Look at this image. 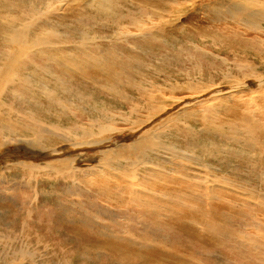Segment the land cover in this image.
I'll list each match as a JSON object with an SVG mask.
<instances>
[{"label":"bare ground","instance_id":"6f19581e","mask_svg":"<svg viewBox=\"0 0 264 264\" xmlns=\"http://www.w3.org/2000/svg\"><path fill=\"white\" fill-rule=\"evenodd\" d=\"M129 1L0 0V162L2 159H7L3 165L0 163V175L3 172L1 170L13 168L20 172H27L30 178L33 177L30 179L31 182L44 183L49 187L60 184L64 193L75 195L78 206L81 205L82 200H88L92 204L96 198L89 187L85 190L81 188L84 185L82 181L97 178L103 170L124 176L126 179L123 178V189L137 196L153 195L143 187L148 178L154 181L164 180L172 177L173 173L178 183L206 186L197 189L201 200L213 199L214 196L207 187L219 185L227 189L226 192L244 197L243 202L248 205L252 214L247 217V220L251 222L249 226L240 225L237 229L231 228L225 233L231 244L236 246L232 256L234 259L229 258L227 252H216L213 258L215 263L264 264V214L259 215L260 212H264V146L255 141L253 135L243 134L234 122L219 124V120L215 122L216 119H214L222 110L229 108L230 102L239 100L234 92L222 94L226 89L223 86L242 84L245 87L247 84H255L256 80H259L258 85L264 82V24L262 23L264 22V0H199L200 2L184 0L192 6L197 4L196 7L214 13L219 19L225 21L227 18L232 24L243 25L245 29H251L252 33L237 32L236 29L228 27L220 33L224 38L225 47L216 43L209 50L190 48L188 45L184 46L187 49L179 46L177 51H173L172 47L162 49V43L168 45L164 40L169 36L168 39L172 42V36L166 31L160 33L165 28V23L172 21L176 12L181 11L175 9L177 0ZM75 7L81 8L80 13H75V19L67 28H63L61 24H58L60 27H56L50 23L58 17H68L70 10ZM180 15L182 14L179 13L175 17L178 18ZM127 22L130 24L128 29L119 28ZM86 31L93 33L90 36ZM130 35L150 37L155 40L153 52L156 53L157 62L153 64L149 62L146 66L126 55L119 56L115 46L101 45L104 42L122 41ZM96 37H99V40ZM90 52L93 53L89 55ZM73 53V57H67ZM98 56L111 58L115 65L114 69H122L125 65L131 66L128 68L130 70L152 69L148 74H137L135 78L126 76L127 69H123V72L114 71L112 75L109 74L114 99L109 103L105 100L106 97L99 101H86L82 108H79L75 103L82 100V90L76 92L71 88L70 83L74 80L61 78L56 72H51L50 76L47 69L70 63V69L75 70L81 65L82 59L90 58L92 60L89 65L105 63ZM228 62L233 64L229 65ZM215 73L225 77L230 76V78L216 82L214 81ZM179 80L189 93L177 97L166 94L172 81ZM34 84L42 89L45 88L44 84H50L52 89L45 96L35 100L34 89H37L32 88ZM179 84L180 82H177V86ZM121 86L129 91L121 93L118 90ZM220 86L222 88H219ZM238 92L241 91L237 90L236 93ZM201 93L206 95L204 100L208 98L209 100L198 103L200 108L191 111L194 114L201 113L200 119L203 124H206L201 128H205L206 132H212L214 135L205 136L204 139L206 133L200 138L191 131L188 136H183L182 140L175 141L173 137L179 135L176 131L172 141L183 149L177 146L178 148L173 151L175 152L173 159L175 164L184 168L173 166L174 169H172V149L165 145L169 136H172V128H176L180 119L183 122L182 116L185 115L183 114L185 110L174 114L173 119L169 118L157 125H153L155 122L150 125L151 118H157V115L159 116L175 104L183 106L188 98L194 99L195 94L200 96ZM213 93L218 94H215L216 97H208ZM64 96L65 99L69 98L67 101L70 103L64 100ZM156 100L162 102V107L159 111L151 113L154 108H158L155 104ZM209 111L214 113L215 117L210 118ZM143 112L144 116H148L133 120L134 116H143ZM158 112L160 113L157 114ZM253 116H257V113H253ZM187 117L186 115L185 118ZM259 117L262 120H257L253 126L264 128V115L260 113ZM117 121L119 122L114 124ZM233 125L234 131H232ZM145 126L150 129L144 128ZM183 127L193 129L192 126L183 125ZM126 129L128 130L125 132ZM114 132L120 140L114 141L112 135ZM215 138L236 146L234 149L226 146L223 149L219 144L212 142ZM248 138L257 145L255 151L243 149V145L246 144L244 141ZM122 139H132V141L121 143ZM79 140L86 142L84 144L86 146L96 148L90 152L82 151L80 160L85 164L81 163V166L76 167L75 163L68 160L64 152L55 151V149L67 145V148L75 147ZM62 142L69 143L63 146L57 144ZM70 143L72 145H69ZM8 149H10L9 152ZM44 152L52 153V155L63 154L54 158ZM159 152L168 161L166 168H163L165 163L157 164L152 159V156ZM75 155L79 154L75 153ZM201 157L208 159L205 163L209 165L206 167V172L198 169L197 161ZM36 159L40 160L36 162ZM5 165L8 166L4 167ZM212 166L218 168L221 174L227 177L225 179L210 178ZM199 171H203L205 175H198ZM240 177L253 184L252 188L243 186L240 183ZM162 186L166 188L168 184L163 182ZM82 191L87 192L86 199L82 198L84 196ZM172 194L174 197L183 195L176 191H172ZM39 197V194L35 193L34 199L38 200ZM18 198L21 200L19 203L23 205L31 196L30 194L20 195ZM14 199L17 198L14 197ZM65 207L76 214L80 212L74 203ZM35 208L37 214L32 218L30 227L26 223L27 228L19 230V233L13 232L14 234L10 229H0V264L74 263L67 256H63L56 232H52L45 243H43L42 234H38L34 240L41 242V246L25 248L28 243L25 235H28L31 229L43 233L51 232L53 229L49 224L48 216L54 212L49 207L36 206ZM103 217L110 220L111 216L103 215ZM90 222L101 225L109 233H117L123 240H128L129 238L124 234L132 231L131 224L117 227L100 224L92 219ZM71 224H73L72 227L77 226L76 223ZM151 228V237L160 235L159 228L155 226ZM246 228H251L250 232L244 231ZM73 231L80 233L75 229ZM135 233L137 236H143L146 229L143 228ZM242 247L247 248L250 256L245 254L247 251Z\"/></svg>","mask_w":264,"mask_h":264},{"label":"rangeland","instance_id":"374dc122","mask_svg":"<svg viewBox=\"0 0 264 264\" xmlns=\"http://www.w3.org/2000/svg\"><path fill=\"white\" fill-rule=\"evenodd\" d=\"M177 2L179 5H175V9L181 10L182 12L179 11V13L182 15L178 18L175 17V15H179L177 11L172 17V21L165 23V28H163L160 33L166 31L168 35L172 36V42L169 41L168 36V38L164 40L168 45L162 43V49L172 47L173 51H177L180 47L190 45V48H206L211 50L216 43L225 47L223 44L224 38L221 37L220 33L228 27L236 29L237 32L252 33L251 29H245L243 25L238 23L232 24L227 18L224 21V19H219L212 12L208 10L204 11L201 7H196L197 4L192 6L184 0H177ZM80 9V7H75L70 10L68 17L59 18L57 16L58 18L53 19L54 21L50 23L56 27H60L58 24H61L63 28H67L75 19V13H80ZM262 23L264 24V22ZM129 27L130 24L128 22L119 26V28L122 29H128ZM64 30L66 31L67 29ZM86 32L89 33L90 36L93 33L91 31ZM96 38L99 40V37ZM74 39L79 41L77 38ZM88 44H90V42H88ZM101 45L104 47L115 46L119 51V56L126 55L136 60L137 63H143L146 66L149 62H151V64L157 62L158 59L156 58V53L153 52L155 40L150 37L142 38L138 35H130L125 37L122 41L104 42ZM88 47L90 48V46ZM191 51H193V49ZM74 53L67 57H73ZM92 53L93 52H90L89 55ZM98 58L101 59L102 57L98 56ZM228 59L231 60L232 58ZM91 60L92 58L82 59V61H80L81 65L75 70L70 69V63L61 64L58 68L47 69L50 76L51 72H56L61 78L63 77L69 81H71V79L74 80V82L70 83L71 88L76 92L82 90V100L75 103L79 108H82V105L86 101H99L103 97H106L105 100L109 103L114 99V90L110 85L111 80L109 76V74L112 75L114 71L127 69L125 72L126 76L135 78L137 74H148L152 69L149 68V71L143 68L130 70L128 69L131 68L129 65H125L122 69H114L115 65L113 60L107 56L102 58L103 62H105L102 65H89ZM228 64L232 65L233 63L228 62ZM252 68L254 69V64H252ZM234 75L236 74L234 73ZM229 78L230 76L225 77L216 75L215 73L214 81L221 82V80L225 81ZM177 82H180L179 86H177ZM254 82L255 84H247L245 87L242 86V84H238L237 86L234 84L223 86L226 89L224 90L225 93L222 92V94L227 95L226 93L234 92L239 100L237 102L235 100L230 102L228 104L229 108L222 110L214 119H216L215 122L219 120V124L231 121L234 122L243 134L253 135L254 140L259 142V144L262 143L264 146V128H262V126H253L257 120H262V118L259 117L260 113L264 115V82L260 83L262 86L260 84L258 85L259 80ZM44 85L45 88L43 89L37 84L32 86V88L37 89H34L36 92L35 100L40 96H45L52 89L50 84ZM255 86H257V88ZM219 88L222 87L220 86ZM235 88H238L237 90L242 93H236L237 90ZM256 89H258V91ZM118 90L121 91V93H127L129 91L124 86L119 87ZM244 92H246V94ZM188 93L186 87L183 86L180 80L172 81L171 86L167 88L166 92V94L175 97L184 96ZM215 94L217 95L218 93L210 94L208 97H216ZM196 95L197 94L193 96L194 99L189 100L188 98V100L185 101L186 104L183 106H181V104H175L169 107L167 109L168 111L166 110L159 116L157 115V118H151L152 121L150 125L154 122L153 125H157L169 118L173 119L172 116H174V114L179 113L181 110H185L183 112L185 115L182 116L183 122L180 119L176 128H172V136H169L165 145L167 148L172 149V169H174L173 166L176 168H184L175 164V160L173 159L175 155L173 151L178 147L182 148L172 141V137L176 131L179 132V135L173 137L175 141L182 140V137L188 136L191 131H194L200 138L206 133L204 139L205 136L214 135L212 132H206L207 130H205V128H201L206 125L203 124L200 119L201 113L196 112L194 114L191 111L200 108L198 103L201 104L209 100V98L204 100L206 96L205 93L199 94L200 96ZM248 97L250 98L247 99ZM68 99H65L64 96L65 101ZM67 102L70 103V101ZM161 103L156 100L155 104L158 108H154V106L151 113L159 111L162 107ZM255 112L257 116H253ZM144 115L145 113L143 112V116L141 117L134 116L133 120L143 119L148 116ZM186 115L188 116L187 119L185 118ZM214 115V113L209 111L210 118ZM118 122L119 121L114 122V124ZM183 125L192 126L193 129H186ZM250 126L252 127L250 128ZM144 128H148V126ZM177 128L183 130L179 131ZM234 129L233 125L232 131H234ZM127 130L128 129H126L125 132ZM112 135L114 141H117L116 139L120 140L116 132L112 133ZM179 137H181V139ZM127 141L130 142L132 139H122L121 143H126ZM212 142L219 144L223 149L225 146L232 149L236 146L225 140H218L217 138ZM244 142L246 144L243 145V149L247 151H255L254 149H257V145L252 139L248 138ZM67 143L69 142L57 144L63 146ZM85 143L86 142L79 140L75 147L70 146L67 148V145L62 148H57L55 151L60 150L64 152L68 160L71 163H75L76 167H79L81 163L85 164L84 161L80 160V153L82 151L90 152L96 148L95 146H86L84 145ZM69 145H72V143ZM9 150L10 149H8V152ZM75 153L79 155L77 156ZM44 154L55 158L61 156L63 153H61V155H52V153L44 152ZM161 154V152L154 154L152 159L157 162V164L165 163L163 168H166L168 161L164 159ZM6 160L7 159H2L0 162L2 163L1 165H3V162H6ZM36 160V162H38L40 159ZM160 160H162V162H160ZM207 160V158L201 157L200 160L197 161L198 169L206 172V167L209 166L205 164ZM6 166L8 165L4 167ZM218 166L221 167L220 164ZM242 166V168L245 169L244 165ZM211 170L212 175L210 178L225 179L227 177L222 175L220 170L216 167L212 166ZM1 171L3 172H1L0 175V229H10L12 233H19V230L27 228L25 226L26 223L29 227L31 226V220L37 214L36 206L49 207L54 212L52 215L48 216L49 224L53 229L51 232L46 233L36 232L31 229L30 233L25 235L28 242L25 248L32 249L41 246V242L34 240L35 236L38 234H42L43 243H45V241L51 237V233L56 232L57 240L62 246L63 256H67L71 262H74L72 264H216L213 259L216 252H227L228 257L233 258V252L236 248L235 245L231 244L227 236H225V233L231 228L237 229L240 225L249 226L251 223L247 220V217L249 214H252V211L249 209L248 205L243 202L244 197L238 196L232 192H226L228 191L227 189L215 185L207 187V190L213 194L214 198L210 200H201L197 189L205 188L206 186L178 183V179L175 178V173L172 174V177L164 180L157 179V181H154L148 178L144 182L143 187L147 188L153 195L145 194L137 196L123 189L124 176H119L108 170H103L99 173L97 178H92L89 181H82L84 185H82L81 188L85 190V188L89 187L93 192L92 194L94 196L96 195V198L92 204L88 200H82L81 205L78 206L75 195L64 193L60 184H54L52 187H49L44 183L31 182L30 179L33 177L30 178L27 172H20L13 168H5ZM203 171H199L198 175H205ZM148 173H150V170H148ZM191 180L194 179L191 178ZM163 182L168 184L166 188L162 186ZM240 183L247 188H252L253 186L248 180L241 177ZM28 185H30V187ZM172 191L179 192L183 195L174 197ZM82 192L84 195L82 198L86 199L85 193L87 192ZM35 193H38L40 196L38 200L34 199ZM29 194L31 196L30 199H27L23 205L19 203L21 201L18 198L20 195ZM14 197L17 199L13 200ZM71 203H74L80 209L79 214L65 207L71 206ZM263 214L264 212L259 213V215ZM103 215H110V220L104 218ZM90 219L100 224H108L117 227H124L131 224L132 231H129L128 234H124L129 239L123 240L117 233H109L106 228L97 225V223L91 224ZM71 223H76L77 226L72 227L73 224ZM257 224L261 227L259 223ZM153 226L160 229L159 236H150L151 227ZM143 228L146 229V233L143 236H137L135 232ZM73 229L78 230L80 233L74 232ZM250 230L251 228H246L244 231L250 232ZM21 243V245H23V241H21ZM242 248L246 249L247 253L245 254L250 256L247 248ZM233 264H237V262H233Z\"/></svg>","mask_w":264,"mask_h":264}]
</instances>
